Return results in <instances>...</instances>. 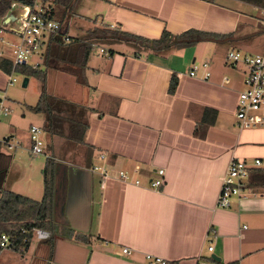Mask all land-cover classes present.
<instances>
[{
	"label": "crops",
	"instance_id": "obj_1",
	"mask_svg": "<svg viewBox=\"0 0 264 264\" xmlns=\"http://www.w3.org/2000/svg\"><path fill=\"white\" fill-rule=\"evenodd\" d=\"M252 6L264 8L254 0H73L71 10L82 22L74 23L76 36L69 33L73 23L68 27L75 39L102 26L146 39H158L164 30L174 36L196 30L215 38L162 52L96 42L112 52L91 50L85 85L64 72L46 71L55 83L49 93L91 109L84 143L92 155L82 166L53 160V231L49 240L32 236L19 264H149L154 258L193 264L198 257L204 264H264V177L259 175L264 127H237V92L247 68L226 59L232 50L264 51V16H251ZM20 13L21 6L13 5L1 23L7 17L14 22ZM75 46L63 54L72 57ZM204 62L208 79L201 78ZM193 66L195 77L188 74ZM172 75L177 85L169 93ZM6 83L0 70V90L6 91ZM45 143L51 156L72 145L48 135ZM8 152L0 149V170L6 171L12 158ZM232 158L250 165L252 194L220 207L221 179ZM94 165L124 170L131 181H102L91 171ZM158 169L162 189L150 185ZM124 247L129 254H120ZM5 250L0 264L6 263Z\"/></svg>",
	"mask_w": 264,
	"mask_h": 264
},
{
	"label": "trees",
	"instance_id": "obj_2",
	"mask_svg": "<svg viewBox=\"0 0 264 264\" xmlns=\"http://www.w3.org/2000/svg\"><path fill=\"white\" fill-rule=\"evenodd\" d=\"M38 0H0V23L13 5L30 6ZM42 3L47 0H39ZM256 4L264 6V0H254ZM53 12L62 18L70 11L73 0H51ZM61 11V13L58 12ZM215 36L196 30L185 31L174 36L167 31H162L158 39H146L119 29L108 26L94 27L88 30L86 39H75L69 43L52 42L48 45L42 60L43 70L21 65L16 67V72L27 76H34L41 81V90L34 106L28 107L33 113L44 115L43 129L50 137H60L67 144L86 146L84 138L88 129L87 115L91 110L83 105L59 99L46 91V71L54 70L72 76L76 83L85 85V69L87 58L92 50V42L115 43L125 42L139 48L162 52L175 46L187 47L195 42ZM54 43V45H53ZM72 57L63 54V50L72 45ZM112 51L109 50V53ZM11 61L8 57L0 55V70L9 74ZM177 85L175 75L169 81L168 92L173 93ZM1 148V146H0ZM87 156L92 155V149L86 146ZM259 175L264 177V172ZM4 170H0V181L4 177ZM43 195L40 200H34L19 193L0 191V235L6 234L10 240L11 250L20 254L27 248L32 238V228L53 231V192H54V161L47 158L42 169ZM161 187H159L160 189ZM162 189V188H161ZM76 238L86 239L85 235L77 234ZM49 240V239H48ZM51 242V241H50Z\"/></svg>",
	"mask_w": 264,
	"mask_h": 264
},
{
	"label": "built area",
	"instance_id": "obj_3",
	"mask_svg": "<svg viewBox=\"0 0 264 264\" xmlns=\"http://www.w3.org/2000/svg\"><path fill=\"white\" fill-rule=\"evenodd\" d=\"M53 7L49 3L36 1L33 7L21 6V13L17 16L14 22L0 23V34L7 33L14 35L16 40L11 42L8 39L0 36V42L7 46L9 51V60L11 61V70L7 75V86L15 83L14 77L16 67L27 65L32 68H38L39 62H42L44 53L48 45L52 42L69 43L72 37L68 33L69 17L58 18V15L53 12ZM251 16H264V8L252 6ZM257 14V15H256ZM82 40V39H81ZM92 48L97 47L100 54H106L105 48L92 42ZM35 59V60H34ZM226 59L230 64L241 62L247 68L246 74L242 82V89L237 92L235 121L238 128L264 127V51L261 54L250 55L242 54L238 50L228 51ZM30 61V64H28ZM204 69V74L201 78L208 79L210 72L206 62L201 64ZM192 77L196 76V67L188 72ZM227 80V78H224ZM0 118L9 112L7 104L6 91L0 90ZM44 129L40 126L30 125L28 128V152L31 156L43 154L46 144H44L42 134ZM1 148L7 151H13L19 146V142L12 136H4L0 140ZM0 148V149H1ZM47 158L53 159L49 155ZM99 158L104 160L105 155L100 154ZM255 165H259L258 159L254 160ZM94 171H99L101 180L105 181L108 178H116L120 181H131L130 176L124 170L113 171L108 166L94 165L91 167ZM158 178L150 181V185L159 188L163 184V170H157ZM250 177V165L242 159L232 158L226 171L221 179L217 204L220 207H228L233 198H243L249 191L248 180ZM135 183L138 181L135 180ZM32 236L39 240H47L50 237L49 231L32 228ZM4 249L10 248V240L6 234L0 235V253ZM211 251L212 247H208ZM129 249L122 248L120 254H129ZM149 264H165V261L159 258H154ZM193 264H204L198 257Z\"/></svg>",
	"mask_w": 264,
	"mask_h": 264
},
{
	"label": "rangeland",
	"instance_id": "obj_4",
	"mask_svg": "<svg viewBox=\"0 0 264 264\" xmlns=\"http://www.w3.org/2000/svg\"><path fill=\"white\" fill-rule=\"evenodd\" d=\"M50 2L51 0H47L44 3ZM58 12L61 13L60 10H58ZM66 14H68L69 17L72 16V20L69 21V26L72 23L73 25L71 26L69 33L76 36L75 34H77V29L74 23L76 24V21H78L79 23L82 22L75 17L71 9ZM58 18L61 19L60 16H58ZM86 22V20L83 21V23ZM88 23L89 25L91 24L90 22ZM0 36L4 37V39H8L11 42L16 40L15 36L11 34L2 33L0 34ZM2 51L7 55V57L9 56L7 46L4 43L0 42V52ZM92 53H98V48H92ZM28 64H30V61H28ZM38 68L40 70L44 69L42 62H39ZM14 77L16 79L15 83L11 86H8L6 89V96L8 98L7 104L10 106V111L8 114L0 118V140L7 134L11 133L10 135H12L19 142V146L15 150L8 152L12 158L7 165V172L5 171L4 177L1 181L2 188L4 190L9 189L21 195H27L33 199L40 200L41 193L43 192L42 169L45 166L46 159L50 154L45 151L43 154H39L37 156L29 155L27 148V132L31 124L43 128L44 115L42 113H33L28 108L36 104L42 84L41 81L36 77L27 76L28 83L25 87H22V80L25 75L16 72ZM46 82V85L48 87L46 91L48 92L55 83L50 77L49 79L46 78ZM62 87H65L68 90L67 86L63 85ZM54 90L56 94H58V92L60 95L63 94V89L61 88H58V90ZM49 94L55 96L54 93ZM58 98L65 100L61 96H59ZM42 138L44 144H46L45 142L47 139V134L45 131L42 134ZM86 149L87 148L84 146L77 145L67 146V148L62 147L61 150L64 151V153L62 151H59V153L55 154L53 157L56 161L64 160L65 162H68V164L82 166V164L84 165V161L88 163ZM33 157H35L36 159H33ZM3 164H5V162ZM91 171L94 170L91 169ZM94 172L99 173V171ZM4 256L6 259L5 264H19L23 261L20 253L14 250L6 249L4 252Z\"/></svg>",
	"mask_w": 264,
	"mask_h": 264
},
{
	"label": "water",
	"instance_id": "obj_5",
	"mask_svg": "<svg viewBox=\"0 0 264 264\" xmlns=\"http://www.w3.org/2000/svg\"><path fill=\"white\" fill-rule=\"evenodd\" d=\"M13 20V19H12ZM10 18H6L5 22H9V21H12ZM27 82H28V78L27 77H24L23 80H22V87H25L27 85ZM212 258L214 260H218L216 257L212 256Z\"/></svg>",
	"mask_w": 264,
	"mask_h": 264
}]
</instances>
